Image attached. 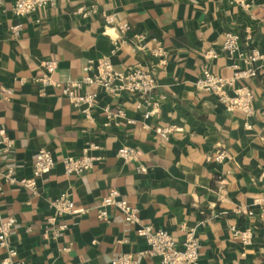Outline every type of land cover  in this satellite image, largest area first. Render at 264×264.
Here are the masks:
<instances>
[{
    "label": "crops",
    "instance_id": "crops-1",
    "mask_svg": "<svg viewBox=\"0 0 264 264\" xmlns=\"http://www.w3.org/2000/svg\"><path fill=\"white\" fill-rule=\"evenodd\" d=\"M13 1L0 2V131L14 143L0 171L14 164L19 185L0 181V222L15 219L9 242L23 264H111L122 254L146 250L116 210L99 221L97 207L109 189L136 209L143 225L167 231L178 247L195 229L196 264H264V62L245 83L253 94L249 118L194 87L208 51L218 56L207 64L211 74L231 77L221 52L226 32L239 34L242 47L248 36V46L264 54V0H251L248 9L228 0H55L23 19L11 12ZM91 4L97 13L84 18L74 12ZM104 14L132 27L115 55L110 51L117 32L104 24ZM19 21L23 32L14 40L9 27ZM133 34L142 38L132 41ZM158 47L168 53L163 67L151 56ZM101 57H108L115 71L153 68L157 88L150 99L159 100V114L144 119L143 109L135 107L137 97L102 96L89 121L56 89L43 90L36 81L43 75L42 62L55 61L52 79L67 82L81 79L85 62ZM104 106L121 109L126 119L106 126ZM169 126L174 130L162 140L159 131ZM89 144L101 148L91 151L101 161L79 177H66L63 159L80 157ZM220 144L231 160L205 161ZM120 147L137 149L138 163L118 160ZM41 150L50 151L54 167L37 179L33 197L21 182L31 177ZM138 164L144 173L136 172ZM62 194L72 199L75 214L60 217L66 230L46 240L44 223L54 214L50 201ZM231 227L250 229V246L236 239ZM4 256L0 249V261ZM136 264L159 263L142 257Z\"/></svg>",
    "mask_w": 264,
    "mask_h": 264
},
{
    "label": "built area",
    "instance_id": "built-area-1",
    "mask_svg": "<svg viewBox=\"0 0 264 264\" xmlns=\"http://www.w3.org/2000/svg\"><path fill=\"white\" fill-rule=\"evenodd\" d=\"M1 2V0H0ZM55 0H14L11 6V12L18 18L29 17L42 8H48L53 5ZM229 4H237L244 9L249 8L251 0H228ZM1 10V8H0ZM81 17H88L97 13L95 5H81L74 11ZM104 24L116 30L117 34L112 39L111 55H115L121 45L126 43L128 35L132 33V27L127 22L114 21L109 15H103ZM39 22V18L35 19ZM21 21L14 23L9 27L10 35L15 40L20 38L23 32ZM141 35L133 34L132 41H138ZM241 37L237 33L226 32L223 36L221 52L230 63L228 70L231 71L230 78L215 76L209 71L207 64L214 61L218 56L214 51H208L203 58L206 66L202 69L200 78L195 82L194 87L198 92H205L212 95L218 104L225 109L240 111L249 118L253 115L252 103L253 94L245 83L257 76V65L264 62V54L257 48L248 46L250 38L247 36L245 42L247 47H242ZM151 56L156 58L159 66L167 64L168 53L162 47L151 50ZM82 71L84 75L79 80H70L67 82H58L52 79V75L57 70L55 61L42 62L43 75L36 79L42 89L54 88L59 92L60 97L68 99L72 108L82 117L92 121L91 112L96 108L100 98L106 96L112 99H118L122 96L137 97L136 109H143L144 119H149L153 115L159 114V100L152 101L151 93L157 88V78L153 68L144 69L140 66L120 72L113 69L112 63L108 57H101L96 62L86 61ZM9 93V92H7ZM164 99V98H162ZM102 112L106 115L105 125L118 119H126L125 113L118 109L112 111L110 107L104 106ZM130 125L134 122L126 120ZM246 129L251 127L244 124ZM174 130L169 126L159 131L162 140H167L169 134ZM13 141L0 131V162L11 158L14 152ZM101 148L89 144L80 157L69 156L63 159V171L66 177H79L92 170L100 161L101 157L91 154V151ZM139 152L130 147H120L116 152V158L123 163H138ZM231 157L224 144L217 145L212 156H206L205 161L215 162L217 164L230 161ZM3 171H0V181L9 186H17L16 166L8 163ZM54 167V161L50 151L41 150L35 162L32 164L31 177L21 182V185L30 192L31 196L36 197L37 179L41 175ZM136 172L144 173V167L141 164L136 166ZM224 192V180H221L218 187V194ZM2 190L0 187V197ZM54 210L53 217L47 219L44 223V238L46 240H56L66 230V225L59 221L60 217L71 216L75 214L74 204L68 194H62L50 201ZM114 209L122 214L125 223L135 228L137 238L145 243L147 249L133 255L130 253L122 254L114 259L111 264H136L142 257L157 259L159 264H196L199 254V242L196 237V230L189 229L180 246L165 230L154 229L149 225H143L140 222L136 209L129 206L128 202L120 197L115 189H109L101 199L97 207L98 219L101 222L107 221L108 210ZM16 221L9 218L0 222V249H4L5 256L0 264H23L19 259L18 252L11 246L9 236L11 229ZM29 229L27 228V231ZM232 235L243 245L250 246L253 233L250 229L239 230L231 227Z\"/></svg>",
    "mask_w": 264,
    "mask_h": 264
}]
</instances>
